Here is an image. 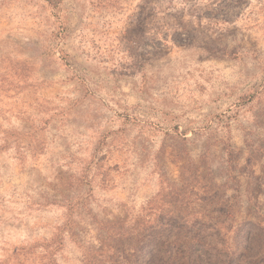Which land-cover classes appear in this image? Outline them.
<instances>
[{
	"label": "rangeland",
	"instance_id": "1",
	"mask_svg": "<svg viewBox=\"0 0 264 264\" xmlns=\"http://www.w3.org/2000/svg\"><path fill=\"white\" fill-rule=\"evenodd\" d=\"M0 264H264V0H0Z\"/></svg>",
	"mask_w": 264,
	"mask_h": 264
}]
</instances>
